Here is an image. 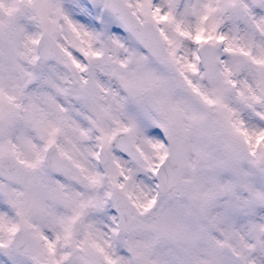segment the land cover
<instances>
[{
  "label": "snow or ice",
  "instance_id": "snow-or-ice-1",
  "mask_svg": "<svg viewBox=\"0 0 264 264\" xmlns=\"http://www.w3.org/2000/svg\"><path fill=\"white\" fill-rule=\"evenodd\" d=\"M0 264H264V0H0Z\"/></svg>",
  "mask_w": 264,
  "mask_h": 264
}]
</instances>
